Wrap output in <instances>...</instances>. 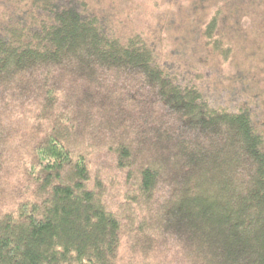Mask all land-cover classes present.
Listing matches in <instances>:
<instances>
[{"label":"trees","instance_id":"obj_1","mask_svg":"<svg viewBox=\"0 0 264 264\" xmlns=\"http://www.w3.org/2000/svg\"><path fill=\"white\" fill-rule=\"evenodd\" d=\"M226 11L201 31L221 68ZM112 24L0 1V264H264L257 103Z\"/></svg>","mask_w":264,"mask_h":264},{"label":"rangeland","instance_id":"obj_2","mask_svg":"<svg viewBox=\"0 0 264 264\" xmlns=\"http://www.w3.org/2000/svg\"><path fill=\"white\" fill-rule=\"evenodd\" d=\"M88 2L100 17L113 23L112 26L119 33L132 35L140 32L154 38L160 47H164V55L177 70L200 71L197 69L200 66L208 68L212 72L208 85L211 94L235 96L232 100H236V88L243 92L244 99L253 98L264 127V6H258L256 2L253 4V0ZM220 9L227 10L225 28L231 34L233 49L231 57L222 68L215 65L209 51L203 47L201 38L206 22ZM240 73L244 76L243 82L237 76ZM205 78V82L209 81L207 76ZM219 85L231 90L220 93L222 90Z\"/></svg>","mask_w":264,"mask_h":264}]
</instances>
